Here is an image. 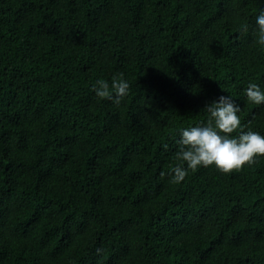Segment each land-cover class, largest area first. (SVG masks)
<instances>
[{
  "label": "trees",
  "instance_id": "trees-1",
  "mask_svg": "<svg viewBox=\"0 0 264 264\" xmlns=\"http://www.w3.org/2000/svg\"><path fill=\"white\" fill-rule=\"evenodd\" d=\"M262 10L0 0V264H264V156L171 176L182 130L221 95L240 107L230 136H264L245 94L264 91ZM121 73L119 105L96 96Z\"/></svg>",
  "mask_w": 264,
  "mask_h": 264
},
{
  "label": "clouds",
  "instance_id": "clouds-1",
  "mask_svg": "<svg viewBox=\"0 0 264 264\" xmlns=\"http://www.w3.org/2000/svg\"><path fill=\"white\" fill-rule=\"evenodd\" d=\"M258 25L257 43L264 45V10L256 18ZM244 31H247L245 26ZM123 74L114 77L111 86L105 80H97L93 90L97 97L113 100L117 105L128 95L129 83L122 78ZM245 94L247 99L255 104L264 103V91L255 83H250ZM209 113L205 126L185 128L179 140L176 153L177 163L172 169V182H182L188 169L215 165L218 170L227 174L234 169L239 170L244 165L255 163V157L264 156V136L252 130L241 131L238 137L230 136L242 128L237 113L239 105L229 95H221L218 100L206 105ZM167 148V145L164 146ZM187 164V168L184 164ZM165 173L161 172V176Z\"/></svg>",
  "mask_w": 264,
  "mask_h": 264
}]
</instances>
